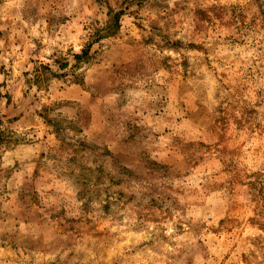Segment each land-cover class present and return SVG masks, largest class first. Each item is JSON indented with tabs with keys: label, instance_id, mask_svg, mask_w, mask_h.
I'll return each instance as SVG.
<instances>
[{
	"label": "rangeland",
	"instance_id": "374dc122",
	"mask_svg": "<svg viewBox=\"0 0 264 264\" xmlns=\"http://www.w3.org/2000/svg\"><path fill=\"white\" fill-rule=\"evenodd\" d=\"M0 264H264V0H0Z\"/></svg>",
	"mask_w": 264,
	"mask_h": 264
}]
</instances>
